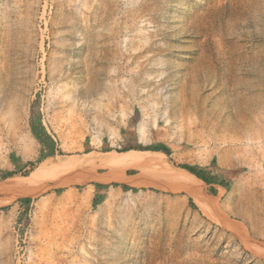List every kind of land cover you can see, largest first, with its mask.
Returning <instances> with one entry per match:
<instances>
[{
	"label": "rangeland",
	"instance_id": "374dc122",
	"mask_svg": "<svg viewBox=\"0 0 264 264\" xmlns=\"http://www.w3.org/2000/svg\"><path fill=\"white\" fill-rule=\"evenodd\" d=\"M33 123L59 174L162 144L201 197L146 166L37 177ZM137 174L158 187L123 181ZM262 249L264 0H0V264H264Z\"/></svg>",
	"mask_w": 264,
	"mask_h": 264
},
{
	"label": "bare ground",
	"instance_id": "6f19581e",
	"mask_svg": "<svg viewBox=\"0 0 264 264\" xmlns=\"http://www.w3.org/2000/svg\"><path fill=\"white\" fill-rule=\"evenodd\" d=\"M15 107H17V109L20 108L19 109L20 113L21 114L23 113V105L22 104L21 105H16ZM17 109H16V111H17ZM86 116L89 117L88 115H86ZM140 131L143 132L144 128L141 127ZM59 135H60V138L63 141V143H65V145L67 146L68 145L67 144L68 143V134L63 132V133H60ZM100 136L101 135L99 134V132H97L96 136L94 137V142L93 143H94V146L96 148H98V146L101 144ZM130 151H132V150H130ZM125 152H128V151H125ZM128 155L129 156L126 155L128 159H124L125 161L122 160L121 162L118 161L120 157L116 158V157L113 156V158H104V157H101V156H91L90 155V156H87V158L82 160L84 165H80L78 167H74V168H72L70 170H73V169H76V168L77 169L80 168L83 171H87V170H92V171L93 170H105V171H109L110 174L98 175L95 178V180L97 182H99V183H109L111 181L120 182V180H121L120 176L124 175V173L127 171V169L134 168V169L144 170V166L151 167V168L155 169L157 172H159L160 174L164 175L165 178L168 179L169 182H171L174 186L190 188L189 190L191 192H195L197 194V196L201 197L200 196L201 192L197 191L195 189V186L193 185V181H192L193 179L191 180L189 177H187L183 173L181 174V173H177L175 171L169 170L167 168V165L163 161H161V159L159 158V152L134 151V152H129ZM59 168H61V167H60L59 162L57 161V158H53V157L50 158L49 157L47 159H44L40 163L39 168H38V172L36 173V176L37 177H41L42 175H45V174H48L50 172H55L56 171L57 174H54V175H52V177H49L47 179V181H53V182L56 183V185H59V186L66 185V182L68 181L67 178H66L67 177L66 173L69 172L70 170L63 171V173L59 174L60 173ZM79 172H81V171H79ZM84 173H86V172H84ZM91 173H93V172H91ZM75 176H77V175H75ZM79 176H80V174H79ZM87 176H91V175L88 174ZM135 177L136 178L126 176L123 179V181L126 184H128L130 186H133L134 188L137 187V186L140 187L141 185H146V186H156L157 185V187H158V184L156 182L147 181L140 174H137V176H135ZM197 181H199V180H197ZM30 183H31L30 184L31 185V189L28 190L27 193L35 192V185H33L34 182L32 181ZM194 184H196V182ZM3 189H4V187H3ZM14 190H16V188ZM88 190L89 191L84 195L85 199H88V198L91 197L92 188L90 187ZM113 195H114V193H110L109 194V197H108L109 201H111ZM76 199H77V196H75L71 192H67L63 196V200H69V201L74 202ZM198 203H199L201 209L207 215H210V214H212L214 212L213 211V207L210 205L208 200L200 198V199H198ZM261 253L264 256V249H262Z\"/></svg>",
	"mask_w": 264,
	"mask_h": 264
},
{
	"label": "trees",
	"instance_id": "16d2710c",
	"mask_svg": "<svg viewBox=\"0 0 264 264\" xmlns=\"http://www.w3.org/2000/svg\"><path fill=\"white\" fill-rule=\"evenodd\" d=\"M40 125H41L42 129L44 130L42 123H40ZM50 141H51L50 150L48 152H46V149L44 148L43 154L41 157V161L48 158V157L53 156L55 153L56 142L51 137H50ZM125 151H127V150H125ZM125 151H123V152H125ZM137 151H157L159 153L168 154L170 149L167 146L160 144V145H156V146L147 147L146 150H137ZM182 168L184 170L188 171L189 173H191L192 175H194L195 178L197 177L198 180L202 181L203 183H205L209 186L218 185V186H221V187L227 189V187L223 183L216 180V178L212 175V173L206 168H200V167L188 166V165H184V166H182ZM14 175H15L14 172H9L8 174H6L5 176H2L1 178L7 179V178L13 177ZM96 187L97 188H103L105 186L96 185ZM124 189H127V188H124ZM133 191H136V190H133ZM210 192L213 195L217 194V190L215 188H212ZM30 201H31L30 199H23L21 201V203L28 205L30 203ZM191 203H192L193 207H196L192 201H191Z\"/></svg>",
	"mask_w": 264,
	"mask_h": 264
},
{
	"label": "flooded vegetation",
	"instance_id": "af4514ba",
	"mask_svg": "<svg viewBox=\"0 0 264 264\" xmlns=\"http://www.w3.org/2000/svg\"><path fill=\"white\" fill-rule=\"evenodd\" d=\"M41 128H39L36 124H32V133L38 142L46 149V152L50 150L51 142L45 140L44 137L41 135Z\"/></svg>",
	"mask_w": 264,
	"mask_h": 264
},
{
	"label": "crops",
	"instance_id": "0c3cea01",
	"mask_svg": "<svg viewBox=\"0 0 264 264\" xmlns=\"http://www.w3.org/2000/svg\"><path fill=\"white\" fill-rule=\"evenodd\" d=\"M54 140V139H53ZM55 141V140H54ZM56 142V141H55ZM134 151H137V150H132V151H128V152H134ZM27 152H29L28 150H27ZM26 152V156L25 157H27V158H30V157H32V154H33V151H32V149H31V152H32V154H31V156L29 155L28 156V153ZM128 152H126V153H128ZM102 192H98V194H101Z\"/></svg>",
	"mask_w": 264,
	"mask_h": 264
},
{
	"label": "water",
	"instance_id": "95a60500",
	"mask_svg": "<svg viewBox=\"0 0 264 264\" xmlns=\"http://www.w3.org/2000/svg\"><path fill=\"white\" fill-rule=\"evenodd\" d=\"M37 140V139H36ZM152 152H157V151H152ZM49 158V157H48ZM186 171V170H185ZM188 174L192 175L191 173H189L188 171H186ZM194 176V175H193ZM197 178V177H196Z\"/></svg>",
	"mask_w": 264,
	"mask_h": 264
}]
</instances>
